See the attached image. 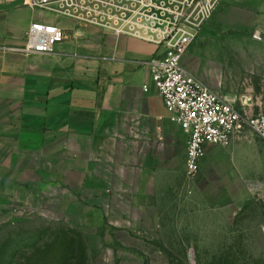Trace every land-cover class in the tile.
Listing matches in <instances>:
<instances>
[{
    "label": "crops",
    "instance_id": "obj_1",
    "mask_svg": "<svg viewBox=\"0 0 264 264\" xmlns=\"http://www.w3.org/2000/svg\"><path fill=\"white\" fill-rule=\"evenodd\" d=\"M32 1L0 0V218L15 208L99 237L158 232L164 193L184 184L188 138L146 65L163 49L87 22L68 7L80 0ZM240 1L219 0L210 29L252 23L260 0ZM39 23L64 41L51 54L14 51Z\"/></svg>",
    "mask_w": 264,
    "mask_h": 264
},
{
    "label": "rangeland",
    "instance_id": "obj_2",
    "mask_svg": "<svg viewBox=\"0 0 264 264\" xmlns=\"http://www.w3.org/2000/svg\"><path fill=\"white\" fill-rule=\"evenodd\" d=\"M86 6L80 0L73 10L86 14ZM253 11L252 23L229 18L210 29L206 20L184 62L210 88L259 115L264 0ZM183 179L178 190L164 193L160 230L135 241L82 233L61 218L19 216L14 208L11 218H0V264H264V191L250 189L264 188V142L246 131L236 144L215 147L195 178Z\"/></svg>",
    "mask_w": 264,
    "mask_h": 264
},
{
    "label": "built area",
    "instance_id": "obj_3",
    "mask_svg": "<svg viewBox=\"0 0 264 264\" xmlns=\"http://www.w3.org/2000/svg\"><path fill=\"white\" fill-rule=\"evenodd\" d=\"M210 1L88 0L86 14H80L87 22L118 36H133L163 49L146 65L170 120L188 136L185 173L190 179L200 173L208 147L227 148L246 131L264 142V109L253 115L247 103L221 95L184 65L189 47L219 0ZM62 2L66 0H33L31 5L47 9ZM76 3L70 2L68 7L74 9ZM64 39L65 33L58 26L33 24L26 44L14 51L26 56L51 54ZM250 189L254 193L264 191L263 184H250Z\"/></svg>",
    "mask_w": 264,
    "mask_h": 264
}]
</instances>
